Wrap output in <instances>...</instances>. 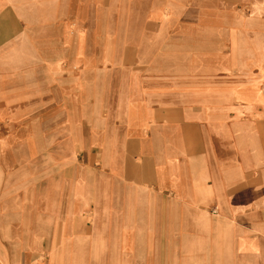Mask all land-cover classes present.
<instances>
[{
  "label": "crops",
  "instance_id": "1",
  "mask_svg": "<svg viewBox=\"0 0 264 264\" xmlns=\"http://www.w3.org/2000/svg\"><path fill=\"white\" fill-rule=\"evenodd\" d=\"M0 264H264V0H0Z\"/></svg>",
  "mask_w": 264,
  "mask_h": 264
}]
</instances>
